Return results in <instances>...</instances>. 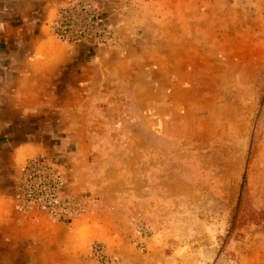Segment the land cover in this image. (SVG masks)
Here are the masks:
<instances>
[{"label": "rangeland", "instance_id": "obj_1", "mask_svg": "<svg viewBox=\"0 0 264 264\" xmlns=\"http://www.w3.org/2000/svg\"><path fill=\"white\" fill-rule=\"evenodd\" d=\"M95 1L112 37L64 44L114 75L107 125L83 133L108 182L38 154L80 210L23 217L13 189L18 221L65 235L73 264H264V0H137L134 14Z\"/></svg>", "mask_w": 264, "mask_h": 264}, {"label": "crops", "instance_id": "obj_2", "mask_svg": "<svg viewBox=\"0 0 264 264\" xmlns=\"http://www.w3.org/2000/svg\"><path fill=\"white\" fill-rule=\"evenodd\" d=\"M6 1L0 8V264H71L65 235L51 226L29 230L18 221L10 196L25 161L42 153L60 152L77 176L90 168L98 180L108 182L101 174L106 154L97 152L96 161L88 162L100 140L97 132L83 133L89 126L107 125L105 111L114 108V75L96 68L99 57L86 59L53 37L46 22L61 0ZM136 1L113 3L134 14ZM153 13L139 12L143 30L153 27Z\"/></svg>", "mask_w": 264, "mask_h": 264}, {"label": "built area", "instance_id": "obj_3", "mask_svg": "<svg viewBox=\"0 0 264 264\" xmlns=\"http://www.w3.org/2000/svg\"><path fill=\"white\" fill-rule=\"evenodd\" d=\"M53 37L60 43H80L111 38L95 0H65L58 4L50 23ZM63 169L47 156L29 158L19 171L15 185V209L23 217L46 215L58 221L75 216L80 208L64 192ZM75 203V204H74Z\"/></svg>", "mask_w": 264, "mask_h": 264}]
</instances>
